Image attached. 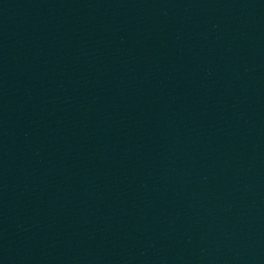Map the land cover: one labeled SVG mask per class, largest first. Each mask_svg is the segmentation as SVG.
<instances>
[{
	"label": "water",
	"instance_id": "obj_1",
	"mask_svg": "<svg viewBox=\"0 0 264 264\" xmlns=\"http://www.w3.org/2000/svg\"><path fill=\"white\" fill-rule=\"evenodd\" d=\"M0 264H264V0H0Z\"/></svg>",
	"mask_w": 264,
	"mask_h": 264
}]
</instances>
